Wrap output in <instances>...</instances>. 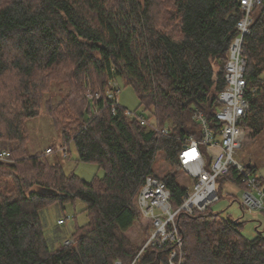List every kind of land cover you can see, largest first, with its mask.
I'll return each instance as SVG.
<instances>
[{
    "label": "trees",
    "instance_id": "obj_1",
    "mask_svg": "<svg viewBox=\"0 0 264 264\" xmlns=\"http://www.w3.org/2000/svg\"><path fill=\"white\" fill-rule=\"evenodd\" d=\"M241 17L239 0H0V152L9 154L0 161V264L178 261L173 242L137 256L149 227L141 242L127 235L140 221L136 196L155 175L159 152L171 170L181 169L182 142L198 137L195 111L212 121ZM252 19L242 44L249 101L242 127L250 139L264 130V0ZM119 80L133 87L145 119L166 127L167 136L126 117L118 103L112 112L106 88ZM53 82L68 86L60 101L45 104L60 151L68 157L72 143L77 162L97 164L101 178L84 181L49 163L44 151L30 154L27 122L39 115ZM96 92L100 98H89ZM219 179L242 187L234 170ZM162 181L177 208L187 190L173 174ZM75 200L86 205L87 222L65 240L53 230L61 244L52 247L40 213ZM176 222L180 264H264L263 234L246 238L239 219L213 213L210 205L180 213Z\"/></svg>",
    "mask_w": 264,
    "mask_h": 264
},
{
    "label": "built area",
    "instance_id": "obj_2",
    "mask_svg": "<svg viewBox=\"0 0 264 264\" xmlns=\"http://www.w3.org/2000/svg\"><path fill=\"white\" fill-rule=\"evenodd\" d=\"M260 2L261 0H239L242 17L236 23L237 34L228 48V58L224 66V86L218 94L219 107L213 113L212 121L205 117L202 110L193 113L192 120L196 124L198 137L188 136L179 149L178 163L182 171L192 178V190H187L186 197L173 209L170 205V193L164 182L152 174L145 178L136 196L137 209L141 217L149 222L147 238L137 256L149 248L173 242L177 247L178 261L169 259L168 264H180L182 252L177 216L180 213L192 215L217 202L219 197L216 182L219 178L227 176L230 170L238 174L242 185L240 206L249 212L264 211V181H260L245 165L233 159L243 144L242 124L249 109V101L246 98L247 82L244 77L245 60L242 55L243 38L252 24V11ZM118 91L116 82L108 83L106 97L113 101L112 112L117 104ZM100 96V93L96 92L89 98ZM143 114L124 110L126 117L136 119L141 126H147L158 135H168L166 127L148 122ZM52 152L53 149L48 148L45 153ZM8 156L7 152H0V161ZM57 224L63 225L64 219L58 220ZM72 242V239H68L64 244Z\"/></svg>",
    "mask_w": 264,
    "mask_h": 264
},
{
    "label": "rangeland",
    "instance_id": "obj_3",
    "mask_svg": "<svg viewBox=\"0 0 264 264\" xmlns=\"http://www.w3.org/2000/svg\"><path fill=\"white\" fill-rule=\"evenodd\" d=\"M116 82V81H114ZM119 86L117 94V103L129 110L138 113H144L139 105L138 97L130 85H125L121 80L117 81ZM108 87L106 88L107 91ZM68 86L64 83L53 82L49 91L42 95L39 115L27 122V129L30 133L31 142L29 146L30 154L46 152L48 148H54L51 154H45V158L49 163H59L66 174L73 173L84 181H92L95 178H101L104 174L103 170L95 163L77 162V153L74 145H69L68 157L63 156L60 151L61 139L58 130L54 127L46 111V103L51 101L57 103L67 93ZM146 117V113L143 114ZM247 129L243 127L242 147L233 156V159L242 165L250 164L255 169L257 177H261L264 181V130L256 135L253 139L246 136ZM52 148V149H53ZM153 173L162 178L167 174H173L177 183L188 191L192 190L193 180L186 175L182 169L171 170L169 165L164 161V153L159 152L152 166ZM216 190L219 200L210 205L213 213H221L222 216L232 219H239L242 222V234L252 239L257 232H261L264 236V211H247L240 206V200L243 193L242 187L225 179H218L216 182ZM86 205L80 201L67 202L63 206L60 204H52L40 213V219L45 232L52 242V247L61 244V240H57L56 232L59 231L62 239L70 237V233L75 229V225L83 226L87 222L86 214L83 212ZM64 219L65 224L58 225L57 221ZM149 227V222L140 216L137 222L128 232L127 235L138 242L144 240L145 229ZM146 233V232H145ZM55 234V235H54Z\"/></svg>",
    "mask_w": 264,
    "mask_h": 264
},
{
    "label": "water",
    "instance_id": "obj_4",
    "mask_svg": "<svg viewBox=\"0 0 264 264\" xmlns=\"http://www.w3.org/2000/svg\"><path fill=\"white\" fill-rule=\"evenodd\" d=\"M193 102V99H189L187 100L183 105L187 106L189 103ZM250 164H246V168H249ZM42 193L46 194V195H52V196H57L58 194L53 191V190H43Z\"/></svg>",
    "mask_w": 264,
    "mask_h": 264
}]
</instances>
